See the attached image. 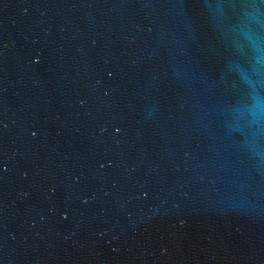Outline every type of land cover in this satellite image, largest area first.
<instances>
[{
    "label": "water",
    "instance_id": "1",
    "mask_svg": "<svg viewBox=\"0 0 264 264\" xmlns=\"http://www.w3.org/2000/svg\"><path fill=\"white\" fill-rule=\"evenodd\" d=\"M0 264H264V0H0Z\"/></svg>",
    "mask_w": 264,
    "mask_h": 264
}]
</instances>
